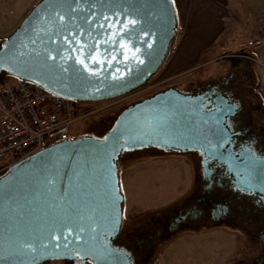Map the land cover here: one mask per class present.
Wrapping results in <instances>:
<instances>
[{"label": "water", "instance_id": "water-1", "mask_svg": "<svg viewBox=\"0 0 264 264\" xmlns=\"http://www.w3.org/2000/svg\"><path fill=\"white\" fill-rule=\"evenodd\" d=\"M176 28L173 0H38L0 40V84L6 73L77 101L117 97L157 72ZM213 93L169 86L125 107L99 138L81 134L8 166L0 175V264H131L113 244L125 200L121 154L158 146L222 157L236 103Z\"/></svg>", "mask_w": 264, "mask_h": 264}, {"label": "flooded vegetation", "instance_id": "flooded-vegetation-1", "mask_svg": "<svg viewBox=\"0 0 264 264\" xmlns=\"http://www.w3.org/2000/svg\"><path fill=\"white\" fill-rule=\"evenodd\" d=\"M226 62L228 67L225 74L216 79L202 81L188 88L170 83L127 100L121 108L123 110L131 103L169 86L185 93L214 89L213 97L220 93L231 103H236L233 111L228 109L225 118L229 141L225 144L228 148L222 157L217 158L198 149L178 150L158 146L125 150L121 154L119 163L123 159L142 155L161 158L179 156L185 158L191 167L185 194L154 211H145L138 225L130 228L122 226V212L121 228L113 244L127 254L131 264H150L159 246L178 233L202 231L205 235L209 231H216L215 236L219 233L222 244H218V252L224 253L233 247L230 255H221L222 258L212 264H264L262 75L247 52L229 54ZM206 103L204 108L211 109L210 101ZM115 118L108 124H101L82 134L99 138ZM221 230L235 233L233 246L228 245ZM220 253L217 255L220 256ZM80 261L81 264H92L89 260Z\"/></svg>", "mask_w": 264, "mask_h": 264}, {"label": "rangeland", "instance_id": "rangeland-1", "mask_svg": "<svg viewBox=\"0 0 264 264\" xmlns=\"http://www.w3.org/2000/svg\"><path fill=\"white\" fill-rule=\"evenodd\" d=\"M228 15L225 27V38L220 39L221 49H211L209 54H196L193 52V40L189 37V28L183 16L177 20V28L169 52L153 75L156 80L165 79L166 83H174L181 88L195 86L197 83L216 79L225 74L227 70L226 59L232 53H244L259 47L263 54L256 53V66L262 75L261 90L264 95V0H226ZM23 8L20 0H0V22L18 19L19 11ZM25 16V15H24ZM23 16V17H24ZM22 20V18H21ZM20 20V21H21ZM17 21V20H16ZM15 22V21H14ZM19 24V23H18ZM16 27V26H15ZM14 27V28H15ZM13 28V29H14ZM188 33V34H187ZM255 55V54H254ZM204 65L203 62H208ZM152 76V77H153ZM13 79L6 77L1 82ZM143 94L142 91L131 92L121 104H113L96 112L88 114L85 118L75 122L74 129L77 134L89 132L96 126L110 123L116 117L129 99ZM254 100V99H252ZM97 103L80 102L83 104ZM191 174V167L185 158L179 156H136L123 159L119 163L121 189L125 197L124 221L122 226L133 227L143 220L145 211H154L156 208L168 204L185 194ZM228 241L234 245L235 233L220 231ZM216 231L191 233L184 232L173 236L168 242L162 243L150 264H212L222 257L230 255L232 248L224 253L217 251L221 237ZM222 244V243H221ZM220 253V256L217 255ZM222 255V257H221ZM61 259L49 260L41 264H65Z\"/></svg>", "mask_w": 264, "mask_h": 264}, {"label": "built area", "instance_id": "built-area-1", "mask_svg": "<svg viewBox=\"0 0 264 264\" xmlns=\"http://www.w3.org/2000/svg\"><path fill=\"white\" fill-rule=\"evenodd\" d=\"M155 76V75H154ZM151 77L132 91L151 93L169 85L165 79ZM131 93V92H130ZM130 93L87 101L83 104L50 93L37 84L19 78L0 85V175L14 162L27 155L77 135L74 123L88 114L113 104H121ZM86 102V101H85ZM121 102V103H120Z\"/></svg>", "mask_w": 264, "mask_h": 264}, {"label": "crops", "instance_id": "crops-1", "mask_svg": "<svg viewBox=\"0 0 264 264\" xmlns=\"http://www.w3.org/2000/svg\"><path fill=\"white\" fill-rule=\"evenodd\" d=\"M23 8L19 11V18L11 20L6 24L0 22V40L10 33L18 25L21 18L38 0H20ZM176 8L177 20L183 16L186 20V26L189 28V37L193 40V52L200 49L196 54H209L211 49H221L220 39L225 38V26L227 22H234L233 19L226 21L228 15L226 0H173ZM17 20V21H16ZM15 21V22H14ZM232 21V22H231ZM188 34V33H187ZM196 48V49H195ZM251 60H256V53L263 54L259 47L251 50H245ZM195 54V53H194ZM255 54V55H254ZM208 62H203L204 65Z\"/></svg>", "mask_w": 264, "mask_h": 264}, {"label": "snow or ice", "instance_id": "snow-or-ice-1", "mask_svg": "<svg viewBox=\"0 0 264 264\" xmlns=\"http://www.w3.org/2000/svg\"><path fill=\"white\" fill-rule=\"evenodd\" d=\"M127 23L131 26V25H135L136 24V21L133 19V20H129ZM97 62L99 63V61H97ZM76 239H79V236L78 235L76 236ZM25 246L28 247V248H31V245L30 244L29 245H25ZM56 247L59 248L60 246L59 245H56Z\"/></svg>", "mask_w": 264, "mask_h": 264}, {"label": "trees", "instance_id": "trees-1", "mask_svg": "<svg viewBox=\"0 0 264 264\" xmlns=\"http://www.w3.org/2000/svg\"><path fill=\"white\" fill-rule=\"evenodd\" d=\"M6 77H8V75L6 73L3 74V76L1 77L2 82L6 79Z\"/></svg>", "mask_w": 264, "mask_h": 264}]
</instances>
